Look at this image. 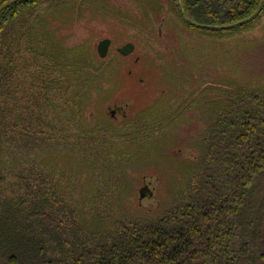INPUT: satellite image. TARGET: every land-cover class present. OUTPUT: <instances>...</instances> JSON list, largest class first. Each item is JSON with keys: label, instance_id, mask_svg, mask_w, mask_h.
<instances>
[{"label": "trees", "instance_id": "trees-1", "mask_svg": "<svg viewBox=\"0 0 264 264\" xmlns=\"http://www.w3.org/2000/svg\"><path fill=\"white\" fill-rule=\"evenodd\" d=\"M53 1L0 2V264H264V89L236 87L218 98L196 182L155 220L121 219L111 231L89 218L87 228L50 171L22 162L26 153L36 159L44 145L68 142L55 136L56 102L59 112L75 113V98L104 73L80 68L78 55L69 73L81 90L69 77L61 86L67 65L55 63L60 54L35 29L40 8ZM163 1L207 36L249 29L264 13V0ZM23 57L30 64L19 67ZM101 132L89 140L80 133L74 147L82 154L85 141L111 145Z\"/></svg>", "mask_w": 264, "mask_h": 264}, {"label": "rangeland", "instance_id": "rangeland-1", "mask_svg": "<svg viewBox=\"0 0 264 264\" xmlns=\"http://www.w3.org/2000/svg\"><path fill=\"white\" fill-rule=\"evenodd\" d=\"M167 6L163 0H55L40 8L36 32L60 54L55 63L67 65L61 86L69 77L71 88L81 90L69 73L78 55L80 68L104 73L75 98V113L59 112L56 102L55 136L68 142L44 145L36 159L26 153L22 162L50 171L87 228L89 218L114 231L121 219L162 217L196 182L218 98L236 87L264 89V13L249 29L218 37L190 30ZM105 39L112 44L101 60L97 47ZM130 43L134 52L122 56L118 50ZM25 58L19 67L30 64ZM115 108L121 111L112 118ZM96 128L112 144L85 141L81 154L74 140L80 133L91 139ZM145 187L152 195L141 198Z\"/></svg>", "mask_w": 264, "mask_h": 264}, {"label": "water", "instance_id": "water-1", "mask_svg": "<svg viewBox=\"0 0 264 264\" xmlns=\"http://www.w3.org/2000/svg\"><path fill=\"white\" fill-rule=\"evenodd\" d=\"M111 40L110 39H105L103 41H101L99 44H98V47H97V53L99 55L100 58L102 59H105L107 58L108 56V53H109V49L111 47ZM135 50V46L133 44H127L125 45L124 47L120 48L118 50V52L126 57V56H129L131 55ZM121 109L119 108H115L114 110H110V116H115L118 112H120ZM140 195H141V198H145L146 196L148 195H152V193L150 192L149 188L148 187H145L143 188L141 191H140Z\"/></svg>", "mask_w": 264, "mask_h": 264}, {"label": "flooded vegetation", "instance_id": "flooded-vegetation-1", "mask_svg": "<svg viewBox=\"0 0 264 264\" xmlns=\"http://www.w3.org/2000/svg\"><path fill=\"white\" fill-rule=\"evenodd\" d=\"M117 115V114H116ZM116 115L115 116H112V118H115L116 117Z\"/></svg>", "mask_w": 264, "mask_h": 264}]
</instances>
